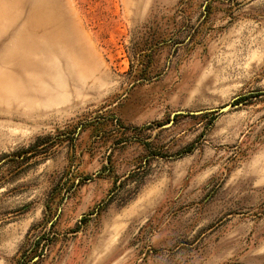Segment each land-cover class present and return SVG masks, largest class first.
<instances>
[{
    "label": "rangeland",
    "instance_id": "obj_1",
    "mask_svg": "<svg viewBox=\"0 0 264 264\" xmlns=\"http://www.w3.org/2000/svg\"><path fill=\"white\" fill-rule=\"evenodd\" d=\"M0 264H264V0H0Z\"/></svg>",
    "mask_w": 264,
    "mask_h": 264
},
{
    "label": "water",
    "instance_id": "obj_2",
    "mask_svg": "<svg viewBox=\"0 0 264 264\" xmlns=\"http://www.w3.org/2000/svg\"><path fill=\"white\" fill-rule=\"evenodd\" d=\"M232 107V105H227L223 108L220 109V112H226L228 109H230Z\"/></svg>",
    "mask_w": 264,
    "mask_h": 264
}]
</instances>
